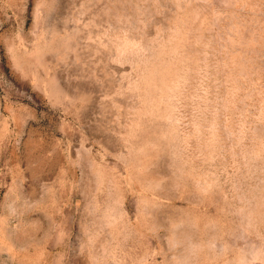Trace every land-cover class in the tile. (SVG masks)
I'll list each match as a JSON object with an SVG mask.
<instances>
[{"label":"rangeland","instance_id":"1","mask_svg":"<svg viewBox=\"0 0 264 264\" xmlns=\"http://www.w3.org/2000/svg\"><path fill=\"white\" fill-rule=\"evenodd\" d=\"M0 264H264V0H0Z\"/></svg>","mask_w":264,"mask_h":264}]
</instances>
